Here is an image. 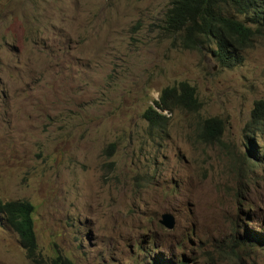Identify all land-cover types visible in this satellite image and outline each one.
<instances>
[{
    "label": "rangeland",
    "instance_id": "1",
    "mask_svg": "<svg viewBox=\"0 0 264 264\" xmlns=\"http://www.w3.org/2000/svg\"><path fill=\"white\" fill-rule=\"evenodd\" d=\"M170 1L0 0V197L35 205L44 255L264 264L241 238L264 226V123L246 129L264 99V34L220 66L164 31ZM183 80L201 111L150 131L143 112ZM210 116L225 120L221 142L198 140ZM0 264H31L2 216Z\"/></svg>",
    "mask_w": 264,
    "mask_h": 264
},
{
    "label": "trees",
    "instance_id": "2",
    "mask_svg": "<svg viewBox=\"0 0 264 264\" xmlns=\"http://www.w3.org/2000/svg\"><path fill=\"white\" fill-rule=\"evenodd\" d=\"M164 31L179 40L186 49L208 48L220 66L238 65L241 51L252 46L255 34H264V0H171L166 12ZM203 107L195 86L188 81L165 86L158 99L143 112L150 131H164L170 116L164 111L186 110L199 113ZM264 123V99L254 102L248 128ZM225 120L219 116L200 118L198 140L221 142ZM250 144L255 146L253 137ZM115 144L111 143L110 148ZM141 180V179H140ZM35 206L27 199L5 201L0 198V216L19 237L31 264H75L61 253L39 252L35 229Z\"/></svg>",
    "mask_w": 264,
    "mask_h": 264
},
{
    "label": "clouds",
    "instance_id": "3",
    "mask_svg": "<svg viewBox=\"0 0 264 264\" xmlns=\"http://www.w3.org/2000/svg\"><path fill=\"white\" fill-rule=\"evenodd\" d=\"M164 114L170 116V114L172 113H169L167 110L163 112ZM208 142V141H207ZM257 156L256 153L253 154V158H255ZM142 181V179H141ZM1 198V197H0ZM2 199V198H1ZM4 200V199H3ZM9 200H17V199H9ZM5 201H8V200H5ZM35 206V205H34ZM168 214H171L173 217H174V221H175V216L174 214L172 213H169V212H166ZM166 213H163L162 214V217H161V220L163 219V215L166 214ZM160 220V222H161ZM162 223V222H161ZM163 224V223H162ZM165 227L171 229L170 227L166 226L165 224H163ZM175 226V224H174ZM173 226V227H174ZM172 227V228H173ZM244 244L250 246L252 248V250L255 248V247H258L262 250H264V226L262 229H254V230H247L246 233L241 237ZM161 263H164L166 262L167 264H170L171 263V260H161L160 261Z\"/></svg>",
    "mask_w": 264,
    "mask_h": 264
},
{
    "label": "water",
    "instance_id": "4",
    "mask_svg": "<svg viewBox=\"0 0 264 264\" xmlns=\"http://www.w3.org/2000/svg\"><path fill=\"white\" fill-rule=\"evenodd\" d=\"M161 222L170 228H172L175 224L174 217L168 213L163 215Z\"/></svg>",
    "mask_w": 264,
    "mask_h": 264
}]
</instances>
